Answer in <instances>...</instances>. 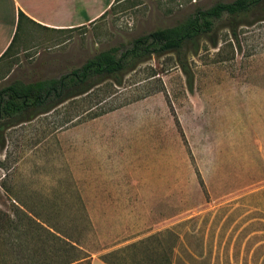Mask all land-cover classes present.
<instances>
[{
	"label": "rangeland",
	"instance_id": "rangeland-1",
	"mask_svg": "<svg viewBox=\"0 0 264 264\" xmlns=\"http://www.w3.org/2000/svg\"><path fill=\"white\" fill-rule=\"evenodd\" d=\"M231 1L124 0L62 33L20 22L0 89L58 78L99 51ZM262 16L253 12L246 26L222 16L185 47L190 89L164 54L123 73L119 86L107 79L4 124L0 211L20 209L89 257L171 230V264H264ZM14 251L0 238V264Z\"/></svg>",
	"mask_w": 264,
	"mask_h": 264
},
{
	"label": "trees",
	"instance_id": "trees-1",
	"mask_svg": "<svg viewBox=\"0 0 264 264\" xmlns=\"http://www.w3.org/2000/svg\"><path fill=\"white\" fill-rule=\"evenodd\" d=\"M122 1L124 0H114L109 9L114 3ZM258 10L263 16L256 21L264 20V0L218 2L206 9H195L191 15L172 27L140 35L123 49L109 47L99 51L80 67L71 69L58 78L25 84L13 81L0 89V127L4 124L6 127L12 126L47 113L74 97L86 95L107 79L119 86L123 73L134 70L152 57L164 54H173L175 65L184 75L190 89L192 75L187 67L185 47L189 44L193 46L199 38L210 33L214 20L226 16L229 24L233 21L236 26H246L250 24L248 16ZM22 19H25L24 15L18 12L16 30ZM229 32L231 37L236 36L234 29L231 28ZM15 38L16 33L11 43ZM9 51L10 45L2 53L0 60ZM3 236L5 243L13 251L14 247L16 249L12 253L10 264H89L90 257L81 255L83 251L72 242L52 233L17 208L12 215L0 211V238ZM176 242L175 233L165 230L121 249L101 254L98 258L105 264H171ZM30 243L33 247H29ZM34 252L40 253V258H33L31 253Z\"/></svg>",
	"mask_w": 264,
	"mask_h": 264
},
{
	"label": "crops",
	"instance_id": "crops-1",
	"mask_svg": "<svg viewBox=\"0 0 264 264\" xmlns=\"http://www.w3.org/2000/svg\"><path fill=\"white\" fill-rule=\"evenodd\" d=\"M113 2L114 0H0V56L9 45L12 50L15 44V39L12 43L11 40L18 32V12L25 17L21 21L24 30L30 25L42 31L62 33L96 20ZM2 61L3 59L0 64ZM98 256H91L89 264H105Z\"/></svg>",
	"mask_w": 264,
	"mask_h": 264
}]
</instances>
